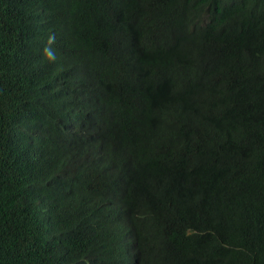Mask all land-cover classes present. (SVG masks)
I'll list each match as a JSON object with an SVG mask.
<instances>
[{"label": "trees", "instance_id": "obj_1", "mask_svg": "<svg viewBox=\"0 0 264 264\" xmlns=\"http://www.w3.org/2000/svg\"><path fill=\"white\" fill-rule=\"evenodd\" d=\"M0 264H264V0H0Z\"/></svg>", "mask_w": 264, "mask_h": 264}, {"label": "clouds", "instance_id": "obj_2", "mask_svg": "<svg viewBox=\"0 0 264 264\" xmlns=\"http://www.w3.org/2000/svg\"><path fill=\"white\" fill-rule=\"evenodd\" d=\"M193 30H195V29L193 28ZM195 33L200 38L214 37V32L212 31V29H209V30H207V29L206 30H198Z\"/></svg>", "mask_w": 264, "mask_h": 264}]
</instances>
